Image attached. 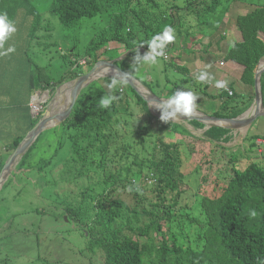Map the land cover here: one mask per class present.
<instances>
[{
    "label": "rangeland",
    "instance_id": "1",
    "mask_svg": "<svg viewBox=\"0 0 264 264\" xmlns=\"http://www.w3.org/2000/svg\"><path fill=\"white\" fill-rule=\"evenodd\" d=\"M31 1L40 15L37 30L32 36L29 35L30 29L35 22V16L20 10L12 20L17 31L8 40H15V43H10V46L15 47V51L3 58L0 56V61L10 64L5 67L7 69L6 75L11 74L13 75L12 78L16 80L27 79L19 85L21 90L19 95L21 97H25L26 89H28L30 72L36 75L46 73L49 78L51 77L54 80H59L66 72L68 74L70 71L74 72V68L79 76L90 72L97 64V62L95 63L97 51L102 49L100 44H92V40L95 39V42H97L96 38L106 36L109 32L111 19L118 12L117 6H113L112 8L104 9L103 12L94 17L85 16L77 25L67 27L62 24L59 16L51 11L53 0ZM141 1L143 2L142 11H146L148 18L155 19L158 17L157 20L150 21L155 27L166 25L171 26L175 30L173 44L175 47L170 52L171 60L168 62L161 57L159 63L155 66L147 64L133 65V58L136 56L135 49L137 48L131 51L118 50V46L121 48L122 45L111 41L108 47L109 50L100 53V61L110 60L111 58L117 60L126 55L122 59L124 61H119V65H125V69L128 72L130 71V74L141 81L140 83L143 82V84L148 80L145 74L149 70L153 81L148 82V85L153 94L157 93L156 96L168 99L177 90L192 91L198 96L196 101L198 107L196 109H205L206 111L220 110L225 103L223 98L220 99L216 95L205 98L203 91L206 90L212 94L210 85L208 83H198L197 79L190 78L189 75L186 76V72L180 69L177 63L182 62V55L183 58L186 57L185 60L187 65H189L190 56L193 60L194 56L209 52L212 49L215 44L209 47L204 41V35H207L210 40L214 35L218 36L220 34L221 36L219 37L224 39L231 34L229 33L230 31L233 33L234 29L230 28H236L237 34L241 32L237 28L236 17L239 14H245L257 7L264 6V0H231L229 12L227 13L226 6H221L215 15L220 16L221 19L227 17V19L222 20L226 21L227 25L213 33L208 28L205 30L204 27L198 25V20L193 19L196 17L191 16V13L187 12L185 6L190 5L189 2L191 3L194 0ZM212 2L213 0H208L209 5ZM174 6L182 9V11H178L179 13L177 12L179 16L174 19L176 20V25H172L171 22L173 21H170V19L163 21L164 19L161 18L163 15L170 16V9ZM136 11L138 12L137 8ZM215 15H211V18L213 19ZM192 25L195 26L191 29ZM261 36L264 39V34ZM218 42H221L220 44L223 43L220 46L218 45L219 48L217 50V57L222 58L227 55L228 45L225 40H219ZM169 46L170 48L172 47V45ZM201 46L205 50H201ZM138 51L141 57L147 52V50L142 49H138ZM179 53L181 54L180 56ZM172 60L175 64H170ZM24 69H27V73L23 72ZM107 74L104 72V74L95 78L91 82L92 84L90 83V86H87L88 88L85 87V90H82L86 94L82 93V91L80 94H85V98H87L85 103L92 98L100 101L103 96L112 94L118 98L117 101L123 108L109 127L112 136L109 154L105 167L98 170L96 179L98 182H102L103 179L110 177V174L121 175L125 188L120 189V191L122 196L129 201L135 202L133 192L128 191L129 187L132 189L139 187L144 193V188L146 191L147 184H151V180H149L151 176H149L151 172L150 157L159 156L160 152L157 145L159 139L162 138L167 141L183 140L185 142V145L181 147V152L184 156L182 169L186 174L183 181V189L186 188V190L182 195L181 204H188L184 208L187 209L186 212L192 213L200 220H204V215H200V210H203L201 206L203 195L212 196L214 189L218 187L220 182L226 185L227 178L225 177L231 173L232 167L230 156L234 155L236 157V168H239L240 165L245 166L253 160H258L264 164V128L260 127L263 126L264 116L258 118L256 123H253V127L251 123L244 129L231 128L232 140L230 142H221L220 147H216V145L209 144L205 140V126L203 128L195 127L192 123L193 120L169 121L165 123L160 119L161 113H159L160 115L156 114V109L158 108H154L148 103L149 112L147 109L144 110L143 104L135 101L134 88H130L129 84L123 85L125 87V92L123 93L118 92V86L109 89L108 84L116 76L111 75V72ZM7 79H11V77ZM75 79L65 81L63 84ZM140 83L139 87L142 86ZM62 85L56 88L55 93ZM253 88L255 91V87ZM47 91L49 95L44 96L45 101L41 103V109L40 111L38 110V114L32 113L37 118H42L53 97L51 96V89ZM254 91H251L252 94L254 93L251 95L252 104L256 97V91ZM44 92L42 91L41 94H44ZM94 95L99 97H94ZM238 97L239 95L236 94L233 99H238ZM68 98L70 97H66L64 102ZM127 98L131 101L125 107ZM231 110L232 108L229 107L227 112H231ZM32 112L34 111L32 110ZM64 122L43 131L38 137L37 149L25 163V166L19 167L21 164L19 163L11 170L2 186L0 185V264H105L106 257L102 252L90 247L87 227L84 229L89 222L93 221L98 212L99 206L96 202L89 204L86 210L74 221L70 220L68 215L64 213L67 203L64 205L63 203L56 204L51 199H48L49 202H44L43 200L42 195L44 193L49 194V192L56 190L78 194L81 189L85 188L84 184H91L94 179H90L86 175L80 178V173L76 169L77 164L72 162L71 141L63 125ZM165 125L171 128L166 130ZM176 125L180 129L185 127L187 131L182 133L171 130ZM181 131L183 130L181 129ZM9 132L10 130L7 132V137H9ZM255 135L263 138L255 141V138H251ZM7 137L4 139H7ZM254 141L260 146L252 144ZM155 147L157 148L155 149ZM5 148L6 142L1 141L0 158L6 164L11 151ZM56 149H58V155L53 158L51 156L55 154ZM135 155H138L139 159L146 160L147 163H145L146 166L140 174L131 175L127 172V169L133 168V171L137 170V166L132 165ZM42 159H47L50 162H46L41 168ZM10 180L13 184L3 188V185ZM93 187L94 195L91 193V197L95 199L98 197L95 195L102 193L103 187L101 185H93ZM70 201L72 200L70 199ZM41 207H46V210H50L47 213H41L39 212ZM52 208L55 210L53 211ZM55 212L64 214L59 218ZM180 225L183 227V232H181L179 226L175 227L174 232L178 234L181 242L186 241L188 244L187 238L184 239L182 236L189 234L191 239H194L199 232V224L195 223L192 227L186 220H183ZM84 233H86V237Z\"/></svg>",
    "mask_w": 264,
    "mask_h": 264
},
{
    "label": "trees",
    "instance_id": "2",
    "mask_svg": "<svg viewBox=\"0 0 264 264\" xmlns=\"http://www.w3.org/2000/svg\"><path fill=\"white\" fill-rule=\"evenodd\" d=\"M230 1L213 0L209 5L208 0H194L191 2L193 4L189 2L190 5H186L185 8L191 16L196 17L193 19L198 20V25L204 27L205 30L208 28L215 32L221 29L222 20L225 18L221 19L215 14L223 5L226 6V13L229 12ZM113 6H117L118 12L111 19L109 32L106 36L96 38L97 42L95 39L92 40V44L98 43L102 47L96 53L95 63L101 60L99 56L101 52L109 50L111 41L122 45L121 48L118 46V50L131 51L134 48L150 50L147 42L157 33H161L166 25L155 27L150 21L157 20L158 17L148 18L146 11H142L143 2L141 0H53L51 11L59 16L63 25L72 27L77 25L83 17H94L104 9ZM20 10L35 16V22L29 32L32 36L40 22V15L35 10L32 1L0 0V12L7 13L11 20ZM170 10V16L163 15L161 18L164 19L163 21L170 19L173 21L171 24L176 25L174 19L179 16L178 13L182 9L174 6ZM253 10L236 17L237 28L242 33V39L235 42L227 58L243 66L242 81L254 87L256 67L264 58V39L261 36L264 34V6ZM213 14L215 17L212 19ZM194 26L192 25L191 29ZM12 42L15 43V40L6 41L4 47H9ZM173 44L174 41L169 44L172 45L171 48L167 46L168 53L175 47ZM174 61L172 60L170 64H175ZM177 64L180 69H187L186 63ZM6 66L0 65V126L4 124L2 123L4 117H9L18 124L9 132L11 135L16 132L15 139H5V149L10 150L12 154L40 120L31 114V103L35 93L41 94L45 91L44 94H48L49 92L46 91L51 89V96H54L58 86L79 75L75 68L74 72L70 71V75L67 72L64 73L59 80L49 78L46 73L36 75L30 72L28 89H26L25 97H21L19 85L27 79L16 80L12 78L13 75H6ZM121 68L126 70L125 65ZM27 69L23 72L27 73ZM9 77L11 79H7ZM261 84L264 101V73L261 76ZM83 91L82 93H85ZM118 92L123 93L125 90L121 92L119 88ZM133 93L136 96L135 101L143 104L144 110L147 109L149 112L147 101L134 89ZM85 94H80L70 117L63 125L71 141V158L72 162L77 164L76 169L80 173V178L86 175L94 179L91 184H84L85 188L81 189L78 194L56 190L49 194L44 193L42 196L44 202L51 199L56 204L65 205L67 203L64 213L74 221L89 204L96 202L99 206L98 212L93 221L89 222L84 229L87 227L90 247L102 252L106 257L105 264H264L263 163L253 160L245 166L240 165L236 168V157L230 156L232 167L231 173L225 177L227 178L226 185L220 182L212 196L203 195L201 202L203 210H200V215H204V220H200L192 213L186 212L187 209L184 208L188 204H181L182 195L186 190V188L183 189L186 174L182 169L184 156L181 152V147L185 145V142L183 140L167 141L162 138L159 139L157 145L159 156L150 157L149 176H151L147 177L151 180V184H147L144 193L141 189L139 192L132 190L135 196L133 203L121 194L120 189L125 188L121 175L110 174V177L103 179L102 182L96 179L98 170L105 167L109 154L112 139L109 127L123 108L117 100L113 101L109 108H102L99 101L94 98L85 103L87 99ZM94 97L99 96L94 95ZM217 97L225 101L220 110L211 114L217 117H236L252 105L251 97L233 99L234 96L224 91L220 92ZM130 101L128 98L125 100V107L130 104ZM229 107L232 108L231 112H227ZM192 123L198 128L205 126L197 120H193ZM18 127H21L22 131L17 130ZM165 128L168 130L171 127L165 125ZM181 129L176 125L171 130L182 133L187 131L185 127ZM231 132L228 128L214 126L205 131V140L209 144L220 147L221 142L232 140ZM251 138H255L256 141L263 137L255 135ZM38 140L39 138L23 156L19 167L25 166L33 155L37 149ZM255 141L252 144L259 147L260 144ZM56 155H58V149L51 157L54 158ZM46 160L42 159L41 168L46 162H50ZM145 163H147L146 160L139 159L138 155H135L132 165H136L137 170L133 171V168H128L127 172L131 175L140 174L146 166ZM4 165L5 161L0 158V173ZM11 184L13 183L10 180L3 185V188ZM93 185L103 187L102 193L95 195L98 196L95 199L91 197V193L94 195ZM49 210L41 207L39 212L47 213ZM52 210L55 209L52 208ZM253 210L256 212L254 217L251 215ZM64 213L55 212L59 218ZM183 220H186L192 227L195 223L199 224V232L194 239H191L189 234L182 236L184 239L187 238L188 244L186 241L181 242L178 234L174 232L176 226H179L183 232V227L180 225ZM84 236L86 237V233Z\"/></svg>",
    "mask_w": 264,
    "mask_h": 264
},
{
    "label": "water",
    "instance_id": "3",
    "mask_svg": "<svg viewBox=\"0 0 264 264\" xmlns=\"http://www.w3.org/2000/svg\"><path fill=\"white\" fill-rule=\"evenodd\" d=\"M120 59H110V60H103L98 61L97 64L93 67V69L79 77H77L75 80L71 82L72 84V97L70 103L67 105V107L62 111L58 117H53L54 109L57 111L59 108L62 107L64 101L59 99V89L55 93V95L51 98L50 103L48 105V108L43 113L42 118L38 121V123L28 132L26 137L22 140V142L18 145V147L15 149V151L10 155L8 161L6 162L3 170L0 173V185H2L8 175L10 174L12 167L18 160L21 161L23 156L27 153V151L30 149V147L34 144V142L37 140V138L40 136V134L47 130L50 127L56 126L59 123L64 122L72 113L74 106L77 102V99L79 97L80 92L90 85V83L100 75L99 70H102L99 68L101 64H105V67H110L112 69L111 74L116 75V77H120L122 73H128L127 71L123 70L116 62ZM263 59L260 60L256 67V74H255V91H256V97L254 100V103L251 105L249 109H247L242 114L236 116V117H217L214 115H210L207 113H203L201 111L195 110L194 114L191 117H184L181 116L179 119H176L174 121L179 120H197L205 124V129H209L214 126H221L228 129L231 128H237L241 129L243 127H246L247 125L253 124L258 118L264 116V101H263V94H262V84H261V76L264 73V67L262 66ZM130 74V73H129ZM135 82H138L136 78H134L131 74L128 77L127 84H129L132 88H134L139 95L143 97L147 103L153 107L155 105L153 104V101L149 97V92L143 91ZM139 83V82H138ZM149 90V89H148ZM152 93L151 90H149ZM156 95V94H154ZM158 97V96H157ZM159 104L163 103L162 98L158 97ZM60 101L62 105H60ZM256 106V107H255ZM255 107V109H254ZM254 109V110H253ZM160 110V108H158ZM162 109L160 110V112ZM171 111V109H169ZM159 115V114H158ZM180 115V114H177ZM37 134L32 140V137Z\"/></svg>",
    "mask_w": 264,
    "mask_h": 264
},
{
    "label": "clouds",
    "instance_id": "4",
    "mask_svg": "<svg viewBox=\"0 0 264 264\" xmlns=\"http://www.w3.org/2000/svg\"><path fill=\"white\" fill-rule=\"evenodd\" d=\"M16 31L17 29L15 26V23L9 18L7 13L0 12V56H7L10 53H13L15 51L14 46H9L5 48L4 44L6 41L10 39L12 34H14ZM174 33H175V30L171 26H166L161 33H157L155 36L152 37L150 41L147 42L150 50H147V52H145L146 54H144L143 57L140 56L138 48L135 49L136 56L133 58L132 64L133 65L147 64L150 66H155L159 63L161 57H163L166 61L171 60L170 55L168 51L166 50V48L170 43H172L175 40ZM165 53L169 55L168 58H165ZM120 60H118L116 63L118 64ZM129 73H122L120 77L113 78L111 80V83L108 84V88L113 89L117 86H123L124 84H126L128 77L130 75ZM196 79L198 83H205L213 78L210 76L208 72L202 71L199 73ZM138 82L140 83V81ZM144 86L147 89L151 90V88L148 87L147 85L144 84ZM215 87L218 89L226 90L228 87V82L225 80H217L215 81ZM120 91L122 92L124 91V89L121 88ZM117 99L118 98L115 95L108 94V95L103 96L101 100L99 101V103L102 108H109L111 104L113 103V101ZM162 99H164L162 104H157L155 101H153V104L155 105L156 108L162 109L161 112L159 110V112L161 113V115L160 114L159 115H160L161 121L165 123L179 119L181 116L191 117L194 114L195 109L198 107L196 103L198 96L195 95L192 91L177 90L168 99L167 98H162ZM169 109H171V111H169ZM32 110L34 111V108L31 106V111ZM177 114H180V115H177ZM132 190L133 189L131 187L128 188V191H132ZM135 190L137 192L140 191L139 187H137ZM251 215L254 217L256 215V212L253 210L251 212Z\"/></svg>",
    "mask_w": 264,
    "mask_h": 264
},
{
    "label": "crops",
    "instance_id": "5",
    "mask_svg": "<svg viewBox=\"0 0 264 264\" xmlns=\"http://www.w3.org/2000/svg\"><path fill=\"white\" fill-rule=\"evenodd\" d=\"M224 19H227V17H225ZM224 25H227L226 21H222V27ZM230 29H234L233 33H232V31H230L229 33H231V34H229L224 39L219 37V36H221L220 34H218V36L214 35L212 38H210V40H209V37H207V35H204V41H205V43H207L209 45V47H211L212 44H215L216 46L214 45L209 52L201 53V54H199L197 56H194L193 60L191 59V56H190V60H189V63H188L189 65H187V61L185 60L186 57L183 58L182 55L179 53V56L181 55V59H182L181 63H184V64L186 63V65H187V69H183L186 72V73L183 72V73L186 74V76L189 75L190 78L196 79V77L199 75L200 72L206 71L213 78V79H210L209 81L205 82V83H208L210 85V87H211L210 91L212 93V94H210L206 90L203 91V95H204L205 98L208 97V96L211 97L212 95L213 96L220 95V90L215 87V81H217V80H225V81H227L228 82V86H230L231 89H234L235 95L237 94V95H239V97H241L243 99H245L247 97H251V95L254 94V93L253 94L251 93V91H254L253 86H251L249 84H246L244 81H242V76H243V72H244L243 66L241 64L231 60V59H228L227 55L222 57V58H218L217 57V55H218L217 54V50L219 48L218 45L220 46V45L223 44V43L220 44L221 42H218L219 40H222V41L225 40V42H227V45H228L227 54H228V52L232 49V48H230V46L233 47L235 42L242 38V33L239 32L237 34V29L236 28H230ZM215 32H217V31H215ZM211 33H213V32H211ZM196 48H198V47H196ZM201 48H202L201 50H205L203 48V46H201ZM138 49L139 50L140 49L144 50V48H138ZM191 54H193V53L191 52ZM169 55H170V53H169ZM3 57H5V56H1V58H3ZM125 57H126V55H124L121 58L124 59ZM122 59H121V61H122ZM4 64H5V66L8 65L7 62L5 63V62L0 61V65L4 66ZM154 69H156V68H154ZM183 70H181V71H183ZM147 71H148V73H146L147 75L145 74V76H147L148 80L144 84L147 85L148 87H150L148 85L149 84L148 82L153 81V77H152L151 73L149 72V70H147ZM140 84L143 87H145L143 82L140 83ZM205 86H206V84H205ZM118 87H120V89L121 88L125 89L124 86H118ZM216 89H217V91H216ZM40 95H43V94L36 93L34 95V97H38ZM195 110L201 111L203 113H207V114H210V115L214 112L212 110L206 111L205 109L204 110L203 109H201V110L200 109H195ZM156 111H157L158 114L160 113L158 109H156ZM4 114L7 115V113H4ZM31 114H32V111H31ZM32 116L34 117L33 114H32ZM2 123H4V124L2 125V127L0 126V145H1V141L2 142L5 141V139L3 137H7V132L9 130L11 132L12 131L11 129L13 127L18 126L17 122L16 121H12L9 117H4L2 119ZM255 123H256V121H255ZM262 125L263 126H260V125L259 126L264 128V121L262 122ZM253 126L254 125L252 124V127ZM20 129H21V127H18L17 130H20ZM20 131H22V129ZM15 133L16 132H13L12 135L9 134V137H7V140L15 139V137H16Z\"/></svg>",
    "mask_w": 264,
    "mask_h": 264
},
{
    "label": "bare ground",
    "instance_id": "6",
    "mask_svg": "<svg viewBox=\"0 0 264 264\" xmlns=\"http://www.w3.org/2000/svg\"><path fill=\"white\" fill-rule=\"evenodd\" d=\"M262 66L264 67V61L262 62ZM99 68L100 69H102V70H99L98 72H100V75H102V74H104V72H105V74H107V73H109V72H111L112 71V69L110 68V67H105V64H101L100 66H99ZM100 75H98V76H100ZM107 75H109V74H107ZM71 82L72 81H70V82H67L66 84H63L60 88H59V96H58V98L59 99H61V100H65L66 99V97H70V98H68V100H66L64 103H63V105H62V107L61 108H59V110L57 111L56 109H54V112H53V117H58V115L62 112V111H64V109L67 107V105L70 103V101H71V97H72V94H71V92H72V84H71ZM138 86H139V83L138 82H135ZM66 86V87H65ZM65 87V88H64ZM141 87V89L143 90V91H146V92H149L145 87H143V86H140ZM45 95H48V94H43V95H40V96H38V97H33V108H34V113L35 114H38V110L40 111V109H41V103H44V101H45V99H44V96ZM149 97L152 99V100H154L155 102L156 101H159V98L156 96V95H152L150 92H149ZM61 102V101H60ZM157 104H159L158 102H156ZM256 107V106H255ZM255 107H254V109H255ZM155 108V107H154ZM253 109V110H254ZM245 127H243V128H241V129H244ZM37 134H35L33 137H32V140H34V138H35V136H36ZM20 163V160H18V162H16L15 164H14V166L12 167V169L13 168H15L18 164ZM11 173V172H10Z\"/></svg>",
    "mask_w": 264,
    "mask_h": 264
},
{
    "label": "built area",
    "instance_id": "7",
    "mask_svg": "<svg viewBox=\"0 0 264 264\" xmlns=\"http://www.w3.org/2000/svg\"><path fill=\"white\" fill-rule=\"evenodd\" d=\"M168 56L169 55L165 53V58H168ZM219 90H220V92L224 91V92L228 93L229 95H234V90L231 89L229 86L227 87L226 90L225 89H219ZM32 107H33V101H32Z\"/></svg>",
    "mask_w": 264,
    "mask_h": 264
}]
</instances>
